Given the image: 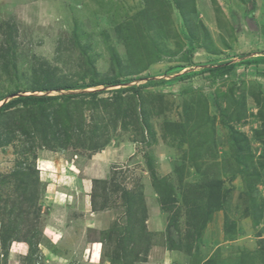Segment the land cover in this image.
<instances>
[{
  "label": "rangeland",
  "instance_id": "rangeland-1",
  "mask_svg": "<svg viewBox=\"0 0 264 264\" xmlns=\"http://www.w3.org/2000/svg\"><path fill=\"white\" fill-rule=\"evenodd\" d=\"M258 1L0 0V108L71 96L73 116L67 149L20 113L0 123V264H136L156 245L168 264H264Z\"/></svg>",
  "mask_w": 264,
  "mask_h": 264
},
{
  "label": "trees",
  "instance_id": "trees-1",
  "mask_svg": "<svg viewBox=\"0 0 264 264\" xmlns=\"http://www.w3.org/2000/svg\"><path fill=\"white\" fill-rule=\"evenodd\" d=\"M231 64L232 63L218 66L217 69L226 68L227 66ZM108 81L105 82V81L93 80L91 82V85L93 86L101 85V84L105 85V84H109ZM73 87L75 86H71V88ZM48 88L60 89L64 87L53 86V85L46 86L44 88L41 87L40 92H43L45 89H48ZM60 98H63V97L23 96V97L15 98L9 103H7L6 105H3L2 109L0 108V114H3L2 116H0V123L3 121L5 122H8L10 120L14 121L15 118L13 115L15 113H20L21 124H25L29 127L33 126V129L35 131L42 133V136L44 137L45 140H47L48 137H50L51 139H54L55 141H59V142L65 141V143H62V144H63V148L67 149L70 146L69 140L72 136L71 133L69 132V128H70L73 116H72L71 106L68 103V101H70L72 97L71 96L64 97L66 99L65 102L60 104L59 109L56 111L49 110V106L47 105L49 101L59 100ZM19 105H22L23 107L19 109L18 108ZM13 108L15 109L14 111H13ZM25 110L28 113L24 112ZM65 124L66 126H69L68 129H66ZM21 126L22 125H16V126L13 125V129L22 130V133L25 134L27 137L32 135L30 132H28L26 128L22 129ZM60 135L62 136V140L59 138ZM1 136L2 134H1V127H0V147L7 144V142L9 141V140H6V141L1 140ZM13 176L15 178H20V180L24 182H28L32 180L31 174L24 172V171L14 172ZM155 182H156L155 185L157 187H162L161 189L157 190L158 195L161 196L163 199L169 196L175 202V200L172 198L173 188H174L173 185H170L165 180H163V182L161 183H159L156 180ZM211 184H213L214 186L211 190V193L210 192L208 193V196H209L208 201L211 204L210 210L214 212L217 208H220L219 203L221 201L220 198L222 197L221 191H220L221 183L220 181L215 180V181H212ZM145 208H146V203H145ZM146 221L147 220H145V222L143 223L144 230L147 234H150L149 231H147ZM171 225H172V222L169 220V227Z\"/></svg>",
  "mask_w": 264,
  "mask_h": 264
},
{
  "label": "crops",
  "instance_id": "crops-1",
  "mask_svg": "<svg viewBox=\"0 0 264 264\" xmlns=\"http://www.w3.org/2000/svg\"><path fill=\"white\" fill-rule=\"evenodd\" d=\"M257 4L258 5L256 6L255 13H254L255 15H254L253 19L256 22H259V26L255 29V31H257V33H258L259 39H261L264 42V27H263L264 26V10H263L264 9L263 8L264 7V0H259L257 2ZM238 6H239V8H241L240 5H238ZM242 11H244V10H242ZM229 18H231V15L229 16ZM252 40H253V38H252ZM235 47H236V45L234 46V48ZM241 51L244 52L243 49H241ZM247 51H248V49L245 50V52H247ZM258 58L259 59H257V63L259 65L256 66L257 63H255L256 65H252V66L254 68H256V69L259 67L261 70L264 71V61H262V60H264V59H262V58H264V55L262 57L261 56H258ZM261 79L262 80L260 82H262V85H264V77L261 78ZM82 192L84 194L86 193V191H83V190H82ZM87 194H88V197H89L90 194L89 193H87ZM161 217H164V216H161ZM148 224H149V220L146 221V225H148ZM147 229H148L149 233H151V234H152V232H154V231H150L149 230V226H147ZM167 251H168V254H167ZM170 254H171V252H169L168 249L161 248V247H159L157 245L156 246H152L147 251V254L145 255V260L139 261L136 264H144V263L145 264H168L167 263V260H169V259L171 260ZM168 256H169V259H168ZM95 257H97V254L95 255ZM174 261H175V259L171 262V264H174ZM229 264H241V260H240V258H235L232 261H230Z\"/></svg>",
  "mask_w": 264,
  "mask_h": 264
},
{
  "label": "water",
  "instance_id": "water-1",
  "mask_svg": "<svg viewBox=\"0 0 264 264\" xmlns=\"http://www.w3.org/2000/svg\"><path fill=\"white\" fill-rule=\"evenodd\" d=\"M23 96H37V95H35V94H19L18 96H14V97L17 98V97H23ZM14 97H13V98H14ZM15 98H14V99H15ZM2 104H7V103L4 102V103H2ZM0 107H1V104H0Z\"/></svg>",
  "mask_w": 264,
  "mask_h": 264
},
{
  "label": "bare ground",
  "instance_id": "bare-ground-1",
  "mask_svg": "<svg viewBox=\"0 0 264 264\" xmlns=\"http://www.w3.org/2000/svg\"><path fill=\"white\" fill-rule=\"evenodd\" d=\"M96 254H97V256H98V253H97V252H96ZM96 254H95V255H96ZM95 255H94V256H95Z\"/></svg>",
  "mask_w": 264,
  "mask_h": 264
},
{
  "label": "clouds",
  "instance_id": "clouds-1",
  "mask_svg": "<svg viewBox=\"0 0 264 264\" xmlns=\"http://www.w3.org/2000/svg\"><path fill=\"white\" fill-rule=\"evenodd\" d=\"M40 170V169H39ZM40 171H42V170H40Z\"/></svg>",
  "mask_w": 264,
  "mask_h": 264
}]
</instances>
